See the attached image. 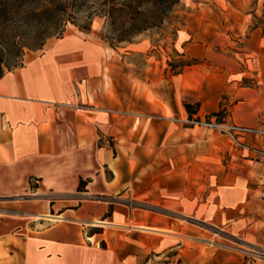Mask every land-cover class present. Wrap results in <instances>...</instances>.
<instances>
[{
    "label": "crops",
    "instance_id": "1",
    "mask_svg": "<svg viewBox=\"0 0 264 264\" xmlns=\"http://www.w3.org/2000/svg\"><path fill=\"white\" fill-rule=\"evenodd\" d=\"M97 31L66 29L0 77V264H243L192 239L189 217L262 233L264 156L226 181L178 175L181 156L222 152V138L151 114L176 105L159 82L128 77ZM262 71L254 86L224 76L232 123L264 128ZM245 140L264 149V136ZM152 189L176 210L128 203Z\"/></svg>",
    "mask_w": 264,
    "mask_h": 264
},
{
    "label": "rangeland",
    "instance_id": "2",
    "mask_svg": "<svg viewBox=\"0 0 264 264\" xmlns=\"http://www.w3.org/2000/svg\"><path fill=\"white\" fill-rule=\"evenodd\" d=\"M43 3L44 0H26L23 6ZM72 9L74 12L63 23L59 17L41 21L44 24L59 20L57 22L63 24V30L55 32L45 43L48 39L60 37L69 28L79 29V26L88 24L90 29L92 25L96 27L98 35L122 56L119 58L113 54L120 59V65L128 77L159 82L161 95L176 105L173 110L166 102L158 101L159 110L151 114L172 119L185 118L188 112H185L182 104L187 102L192 110H197L196 116L205 117L218 112L217 116L231 122L228 116L232 87H223L224 76L238 80L241 85L254 86L264 70V0H180L179 4L159 11L151 19L155 26L122 42L112 38V32L115 31L107 25L105 16L94 15L89 18L88 9ZM89 10H95L94 4ZM9 20V28L0 37V56L3 64L9 65L11 70L44 45L41 48L27 47L33 41L40 21L26 20L25 16ZM129 42L140 44V51L132 49ZM18 44L23 45L24 55L14 63L13 54ZM6 71L8 68L4 67ZM245 71L251 74L241 76ZM188 127L194 128L201 136L211 133L223 140L222 152L217 149L211 154L198 156L193 164L181 156L183 170L178 175L194 179L195 185L196 181L205 177L209 183L216 182L220 177L226 181L227 175L230 179L232 170H239L245 176L247 166L253 162L244 159L264 156L254 140H245V146H237L217 129L200 125ZM185 135L188 136L187 133ZM161 143L165 142L161 140ZM153 152L150 151L145 162L151 160ZM162 160L167 162L164 157ZM176 186L181 187L180 183H176ZM166 195L167 192L163 191L162 198L157 197L152 189L144 196L128 197L127 200L135 207L167 214L176 210L177 205L160 200L165 199ZM176 216L182 215L177 213ZM194 217H189L193 226L192 239L199 237L207 246L230 254L231 260L239 258L243 264H248V261L251 264V260L256 261L255 264H264V223L257 224V229L263 228V231L255 234L248 228L250 220L243 221L236 228L233 224L217 225ZM201 253L206 254L203 247Z\"/></svg>",
    "mask_w": 264,
    "mask_h": 264
},
{
    "label": "trees",
    "instance_id": "3",
    "mask_svg": "<svg viewBox=\"0 0 264 264\" xmlns=\"http://www.w3.org/2000/svg\"><path fill=\"white\" fill-rule=\"evenodd\" d=\"M180 0H44V3L37 6L26 5V0H0V37L9 28L10 20L22 18L26 20L40 21L33 41L28 44L29 48H41L46 39L55 32L63 30V21L69 19L73 13L72 7L88 9L87 17L94 15L106 17V23L115 32H112V38L117 42L129 41L132 37L140 34L144 30L155 26L151 20L159 14V11H165L179 4ZM94 4L95 10H89ZM23 6V7H22ZM21 8H23L21 10ZM51 17L62 18V23L56 22L44 24ZM58 18V19H59ZM83 31L90 30V24L79 26ZM24 55L22 44L15 46L13 61L17 62ZM4 67L10 70L9 65H4L0 56V77L5 73ZM184 107L188 115L196 114L197 110H192L189 103L185 102ZM218 112L211 115L217 116ZM218 118L223 117L218 115Z\"/></svg>",
    "mask_w": 264,
    "mask_h": 264
},
{
    "label": "built area",
    "instance_id": "4",
    "mask_svg": "<svg viewBox=\"0 0 264 264\" xmlns=\"http://www.w3.org/2000/svg\"><path fill=\"white\" fill-rule=\"evenodd\" d=\"M185 126H205L210 129H217L219 132L228 136L233 143L237 146H245V138L252 136L257 138L264 136V128L257 126H242L232 122L226 121L225 118L219 119L216 115L196 116L188 115L185 118H176ZM261 153L264 154V149H261Z\"/></svg>",
    "mask_w": 264,
    "mask_h": 264
}]
</instances>
